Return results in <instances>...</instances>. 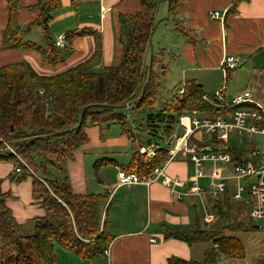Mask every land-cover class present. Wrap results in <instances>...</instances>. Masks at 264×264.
Returning a JSON list of instances; mask_svg holds the SVG:
<instances>
[{
	"label": "crops",
	"instance_id": "obj_1",
	"mask_svg": "<svg viewBox=\"0 0 264 264\" xmlns=\"http://www.w3.org/2000/svg\"><path fill=\"white\" fill-rule=\"evenodd\" d=\"M233 1L185 0L178 6L174 19L169 16V0H164L160 5L157 27L152 35L151 48L157 59L154 71L161 73L165 67L164 59L172 56L182 75L183 83L179 89L184 87L186 80L195 79L205 91L206 83L213 80L215 73L222 72L225 77L228 73L233 75V71L240 65L251 64L253 69L249 79L250 87L245 91H250L255 104L264 109V95H256L253 90L255 87L257 91L264 92V80L256 77L264 74V0L244 1L239 5L236 14L228 15L227 11ZM41 3L42 0H18V24L26 26L36 21L41 13ZM140 10L139 0H58L49 22V36L38 25L32 27L24 37L27 43L43 48H47L50 40L61 57L56 64H52L45 61L43 55L35 49H12L3 46V31L8 24L9 9L8 0H0V67L27 61L41 75L58 74L90 60L96 53L98 40L101 41V53L94 64V70L101 72L108 67L118 66L124 56L119 17L121 14H136ZM211 11H219L222 15L220 18H212ZM60 34L67 35L68 40L64 47L55 45ZM58 48H64L65 51L61 52ZM227 56L237 57L238 63L234 69L224 66ZM215 89L213 104L225 106L224 102L228 100L223 86L218 85ZM204 98L211 102L206 93ZM129 112L126 109L130 130L123 129L120 123L90 126L87 130L89 143L76 154L73 161L66 163L64 171L55 170L63 175L60 177H69L75 193H109L106 208L109 207L108 229L113 235L107 252L105 250L103 255L90 260H82L57 246L59 264H166L174 256L202 262L205 252L214 245L212 242L189 245L179 239L166 238L164 229L166 226L194 229L200 222L206 228L224 224L226 221L215 208L219 199L224 202L228 200L232 220H251L254 228L232 235L244 245L246 253L243 258L221 256L217 264H257L263 259L264 221L251 219L253 199L248 193L241 199H236L234 180H229L225 193L214 198L209 191L208 177L199 180L204 188L202 196L194 194L196 167L185 151H179L165 165V173L182 182L175 190L164 184L162 177L151 183L119 185L118 174L129 165L137 148L141 149V153L151 148L156 151L160 147L166 148L168 152L174 147L176 139L186 134V126H190L192 118L208 117L182 115L178 118L174 133L161 134V139L153 140L146 122L144 121V126L131 122L128 118ZM185 118L189 120L188 124ZM232 134L238 135L231 133L227 139L218 140L216 133L197 130L190 134L189 141L212 142L217 149L224 151V143L229 146ZM260 147L254 142L248 144L252 151ZM121 157L125 159L120 160ZM104 158L110 162L102 167L99 181L94 165ZM252 160L257 161L256 158ZM89 166L92 169V178L98 185L92 182L91 175L88 174ZM210 168L206 164L208 172ZM13 169L14 166L12 168L0 163V185L2 193H11L12 198L7 204L16 221L24 226L34 218L43 217L45 211L32 196V179L27 178L23 182L10 179ZM233 171L229 164L224 167L223 173L232 175ZM245 183L248 185L249 180ZM152 239L155 241L152 242Z\"/></svg>",
	"mask_w": 264,
	"mask_h": 264
},
{
	"label": "trees",
	"instance_id": "obj_2",
	"mask_svg": "<svg viewBox=\"0 0 264 264\" xmlns=\"http://www.w3.org/2000/svg\"><path fill=\"white\" fill-rule=\"evenodd\" d=\"M163 1L139 0L138 13L120 15L124 56L118 66L101 72L94 70L101 53L98 40L96 53L90 60L58 74L41 75L27 61L0 67V137L17 151L31 170L6 150L2 142L0 163L13 162L15 174L11 173L10 179L17 182L32 179V196L45 211L43 217L32 219V233L21 234L18 230L21 225L7 204L11 193H0V264H59L57 246L82 260L104 254L113 240L108 229L109 207L106 208L109 193H75L67 175L60 177L50 170H65V164L73 161L89 143L90 126L120 123L126 130L130 126L126 109L146 110V126L152 139L159 140L161 134L174 133L182 115L218 118L234 111L235 108L207 101L202 85L195 79L184 82L182 94L177 92L166 101L160 99L166 67L161 73L156 72V56L153 55L152 63L149 61L152 35ZM184 1L169 0L170 17L175 19L177 8ZM244 1L247 0H234L227 14H236ZM57 5L58 0H42L39 18L21 26L17 22L18 0H8L9 20L3 31V46L35 49L45 61L56 64L61 57L50 40L47 48H43L27 43L24 37L38 25L49 36V22ZM224 145V151L232 156L233 170L252 160V149L239 151L226 142ZM167 159L164 147L157 149L154 156L141 153L137 148L124 170L146 179L153 177L156 168ZM109 162L104 158L95 163L99 181L102 167ZM17 168H21L20 173ZM215 208L226 221L224 224L206 228L200 222L194 229L168 226L164 229L166 238L179 239L189 245L212 242L214 245L205 252L204 260L198 262L174 256L166 264H217L221 256L239 259L245 256L244 245L232 235L253 229L251 220H232L228 200L219 199ZM257 264H264V258Z\"/></svg>",
	"mask_w": 264,
	"mask_h": 264
},
{
	"label": "built area",
	"instance_id": "obj_3",
	"mask_svg": "<svg viewBox=\"0 0 264 264\" xmlns=\"http://www.w3.org/2000/svg\"><path fill=\"white\" fill-rule=\"evenodd\" d=\"M219 11H211L212 18H220ZM67 35L60 34L55 41L57 47H64L67 44ZM238 59L235 56H227L224 61V66L229 69H234L237 66ZM184 92V87L179 89V93ZM217 97L220 98L219 94ZM225 106L235 108L234 111L227 116L218 118L201 117L192 118L190 126H186V134L176 139L174 147L169 150L168 159L161 166L156 168L153 177L141 179L137 174L125 170H120L118 174L119 185L151 183L162 177L164 184L171 187L173 190L180 186L182 182L179 179L171 178L165 173V165L175 158L179 151H185L190 155L191 160L196 167V179L193 183L194 194L202 196L204 188L200 185L199 180L203 177H208L209 191L212 197L218 198L226 192L229 180L235 181L236 199H241L244 194L248 193L253 199V205L250 212V217L253 221H264V145L259 149L252 151V158L247 164L237 166L232 175L223 173L224 167L232 161L231 154L217 149L212 142L193 143L189 141V136L197 130H204L209 133H216L218 140H225L229 134L237 133L240 136H264V109L255 104L250 91H243L234 96L230 103L224 102ZM0 142L5 145V149L17 156L22 163L30 169L28 164L18 155L17 151L0 137ZM149 156H154L153 148L145 151ZM206 164L211 168L209 172L206 170ZM31 170V169H30ZM21 172V168H17V173ZM249 184L246 185V180ZM253 179V180H251ZM152 242L155 239L151 240ZM107 252V250H106Z\"/></svg>",
	"mask_w": 264,
	"mask_h": 264
},
{
	"label": "rangeland",
	"instance_id": "obj_4",
	"mask_svg": "<svg viewBox=\"0 0 264 264\" xmlns=\"http://www.w3.org/2000/svg\"><path fill=\"white\" fill-rule=\"evenodd\" d=\"M59 50L61 52L65 51L64 48H61ZM169 57H166V59H164L165 63L163 62L166 67L167 73L166 76L162 77V87L159 90V97L163 101L170 100L175 94H177L179 87L183 83L181 79L182 75H181L180 67L174 63V60H172L173 59L172 56ZM252 69L253 66L251 64H247V65H240L235 71H233V75L231 73L230 74L228 73L227 75L225 74V77H223L222 72L219 74L215 73L213 80H209V82L206 83L205 86V93L208 95L209 100L212 103H215V94H216L215 88L218 85H222L225 90L224 94L226 95V98L228 100L227 103H230L235 94L245 91L248 88V86L250 87L249 79L251 77ZM256 77L260 80H264V74H260V75L258 74ZM208 78L209 77H207V79ZM253 90H254V94L256 95H260L261 97H262L261 93L264 95V92L257 91L255 87ZM129 113L130 115H128L129 116L128 118L132 120L131 122H134L140 126L141 125L144 126L145 123L144 121L148 113L146 110H140L138 112L130 111ZM135 133H137V131ZM105 135L106 137H108L109 136L108 132H106ZM134 136L136 137V135ZM250 142H254L257 145V147H260L264 145V136L255 135L253 137H248V136H240V135L232 134L230 137L229 146L230 148L235 150L245 151L248 149V144ZM124 159H125L124 157H121L120 160H124ZM4 163L6 165L12 166V168L14 166L12 161H6ZM65 167H67V165ZM50 170L52 172H56V174H58L59 176H63L60 172H57L54 169H50ZM91 170L92 169L90 166L87 167V171L88 174L91 175L92 182L98 185L95 179L92 178L93 174L91 173ZM12 173L15 174L14 171H12ZM1 192H2V187L0 185V193ZM18 230L21 234H30L34 230V224L33 222H31L24 226L21 225L19 226Z\"/></svg>",
	"mask_w": 264,
	"mask_h": 264
},
{
	"label": "water",
	"instance_id": "obj_5",
	"mask_svg": "<svg viewBox=\"0 0 264 264\" xmlns=\"http://www.w3.org/2000/svg\"><path fill=\"white\" fill-rule=\"evenodd\" d=\"M156 27H157V24H156V26H155V29H156ZM154 29V30H155ZM153 57V48H151V58Z\"/></svg>",
	"mask_w": 264,
	"mask_h": 264
},
{
	"label": "bare ground",
	"instance_id": "obj_6",
	"mask_svg": "<svg viewBox=\"0 0 264 264\" xmlns=\"http://www.w3.org/2000/svg\"><path fill=\"white\" fill-rule=\"evenodd\" d=\"M185 119H186V118H185ZM188 121H189V120H188V119H186V121H185V122L188 124Z\"/></svg>",
	"mask_w": 264,
	"mask_h": 264
}]
</instances>
